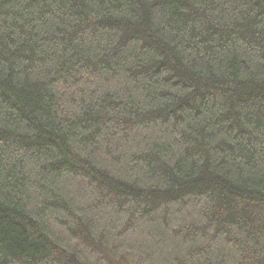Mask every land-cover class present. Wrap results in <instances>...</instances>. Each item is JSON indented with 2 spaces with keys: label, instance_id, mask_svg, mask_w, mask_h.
I'll return each instance as SVG.
<instances>
[{
  "label": "trees",
  "instance_id": "16d2710c",
  "mask_svg": "<svg viewBox=\"0 0 264 264\" xmlns=\"http://www.w3.org/2000/svg\"><path fill=\"white\" fill-rule=\"evenodd\" d=\"M0 264H264V0H0Z\"/></svg>",
  "mask_w": 264,
  "mask_h": 264
},
{
  "label": "rangeland",
  "instance_id": "374dc122",
  "mask_svg": "<svg viewBox=\"0 0 264 264\" xmlns=\"http://www.w3.org/2000/svg\"><path fill=\"white\" fill-rule=\"evenodd\" d=\"M156 128V127H155ZM156 129H158V128H156ZM156 129H153V131H155L156 132ZM191 208V207H190ZM189 212H191V209H190V211ZM97 223V222H96ZM97 224H99V223H97Z\"/></svg>",
  "mask_w": 264,
  "mask_h": 264
}]
</instances>
